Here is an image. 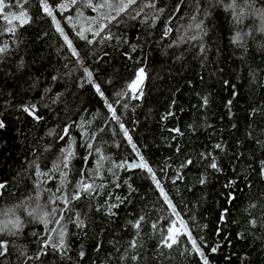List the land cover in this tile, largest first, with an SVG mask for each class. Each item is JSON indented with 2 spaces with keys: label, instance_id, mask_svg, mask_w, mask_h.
Here are the masks:
<instances>
[{
  "label": "trees",
  "instance_id": "1",
  "mask_svg": "<svg viewBox=\"0 0 264 264\" xmlns=\"http://www.w3.org/2000/svg\"><path fill=\"white\" fill-rule=\"evenodd\" d=\"M103 2L0 7V264H202L185 232L209 264H264V0H135L111 22ZM133 144L159 188L125 171ZM37 202L56 211L46 223L8 212Z\"/></svg>",
  "mask_w": 264,
  "mask_h": 264
},
{
  "label": "snow or ice",
  "instance_id": "2",
  "mask_svg": "<svg viewBox=\"0 0 264 264\" xmlns=\"http://www.w3.org/2000/svg\"><path fill=\"white\" fill-rule=\"evenodd\" d=\"M41 2V6L44 10L45 13H47L49 16H52V9L49 7L48 3H47V0H40ZM135 0H128L127 3L124 2V0H119V5L117 6L115 3H114V0H104L103 3L99 4V5H96L95 7L97 8H104V7H108L110 9H114L116 11V16H111V17H108L109 19V22H111V20H115L117 16H119L121 13L125 12L128 8V6L131 4V3H134ZM71 3L75 4L76 3V0H71ZM4 5V0H0V7H3ZM60 9L61 10H64L67 5L66 4H61L59 5ZM177 10H179V5H177ZM160 11H163V9H161ZM139 14V13H138ZM25 14L23 12L20 13V17H23ZM7 19V17H5ZM18 17H13V19H17ZM239 19V18H237ZM53 21L54 23H57V30L58 31H61V29L59 28V25H58V22L55 20V17L53 16ZM9 23H11V21H9ZM197 27H199V25H197ZM170 31V29H169ZM99 34V33H97ZM81 35V38L84 39L85 37L83 36V33L81 32L80 33ZM236 39H239V36H237ZM89 43H91V41H89ZM69 44V47H71V42L69 41L68 42ZM6 51V48H0V53H3ZM73 55H78V53L75 52V50H73ZM87 69H85V72L87 73ZM89 76H91L90 73H88ZM143 75H144V70L143 69H139L137 71V76H136V79L131 83L129 84V88L133 91V92H136L137 89L139 88L140 84L142 83L143 81ZM96 90L97 92H100V89H99V86H96ZM101 95H103V93H101ZM205 104L207 103V99L205 98ZM229 104H231V101L228 102ZM34 107V106H33ZM109 108L111 109V105H109ZM24 111L25 112H29L31 114V110L27 107L24 108ZM37 119H39V117H37ZM4 125L2 123H0V128H2ZM121 128H123V125H121ZM174 131L176 132H179V129H175ZM68 133V129L65 128V135H67ZM127 131H125V136H127ZM64 137H61V139H63ZM129 139V143H131V137H128ZM90 147V145H89ZM133 147V150L137 152V155L139 156V159H140V163H136V162H133L130 167H133V168H143L145 170H147L150 174H152V179L154 181V183H156L157 187L159 188L160 187V184H159V181L156 180L155 178V175L153 173V170L152 168L148 165L147 162L144 161V157L140 155L139 151L136 149V146L133 144L132 145ZM216 148H220L221 145L217 144L215 145ZM73 154L71 151H68L67 153V157H71ZM187 164H191L192 161L191 160H188L186 162ZM262 165H264V161L261 162ZM121 167H123V165H120ZM185 165H182V167H184ZM213 169H216L217 168V164L215 163V161L212 162V164L210 165ZM65 167H67V158H65ZM261 175L264 176V167L261 168ZM201 183H204L203 180L200 181ZM4 187V184H0V188H3ZM82 188L84 191H89L91 189V186L90 185H82ZM161 194L164 196V200L165 202L169 205L170 208H172V211L173 213H175V208L174 206L172 205L171 201L168 199L167 195L163 192V189L161 188ZM78 198L77 196H74L73 199H76ZM112 207H116V205H113ZM144 218L141 217L139 220H137L135 222V224L133 225L134 227L136 228H139L140 226V221L143 220ZM46 223V221H44ZM253 223H255V221H253ZM181 225L183 226V222H181ZM18 226V222H16V224H14V227ZM6 227V226H5ZM153 227H155V225H153ZM184 234L188 235V239L191 241V244H192V249L198 253L201 257V260H202V264H209V261L207 259V257L205 256V254L201 251L200 247L197 245V242L196 240H194L190 233H187L185 232ZM179 231L173 226V227H170L168 229V234L167 235H164L163 238L161 239V246L163 247H166V248H169L171 249L173 247V245L177 244L179 242ZM131 247L132 248H136L137 247V244L136 242H132L131 243ZM0 249H3V251H0V256L4 255L5 252L7 251V248H6V244L4 242H0ZM217 249L216 248H212L211 251L212 252H215ZM81 256H83V252H81ZM137 257L136 256H133L132 259L135 260Z\"/></svg>",
  "mask_w": 264,
  "mask_h": 264
},
{
  "label": "rangeland",
  "instance_id": "3",
  "mask_svg": "<svg viewBox=\"0 0 264 264\" xmlns=\"http://www.w3.org/2000/svg\"><path fill=\"white\" fill-rule=\"evenodd\" d=\"M125 3L128 2V0H124ZM251 11V10H250ZM249 11V15L248 17H253L254 19H256V24H259L261 21H262V18H260V15L263 14V13H260V14H257L256 15H252V13ZM24 12L23 9H17V10H8L5 14H4V17H7V21H17V22H21L23 21L26 16L24 15L23 17H20V13ZM18 17L17 19H13V17ZM86 28V26H85ZM136 76H137V72H136V75L134 77V79L129 83L131 84L135 79H136ZM129 84L127 85L126 87V91L128 92L127 96H129L130 98H137L140 94H141V90H142V86H143V81L142 83L140 84L139 88L137 89L136 92H133L128 86ZM61 157V156H60ZM58 158V157H57ZM48 205H51L50 203H48ZM39 203H35L34 205H28L27 204H22V205H18L16 208H10V210H8V212H11L13 215H16L15 212H22L23 210L26 211V213H28V215H30L32 218H35V219H39V220H42V221H46L48 219H50V217L52 216V212L53 213H56V211L53 210V206H49L47 208H45L44 205L40 206ZM18 209H21L20 211H17ZM7 213H5L6 215ZM32 214H34L35 216H33ZM56 217V216H55ZM13 222L12 221H7L6 218L4 220H0V226H11ZM57 237H58V240L56 241V244H59L62 240V231H60L58 234H57Z\"/></svg>",
  "mask_w": 264,
  "mask_h": 264
},
{
  "label": "water",
  "instance_id": "4",
  "mask_svg": "<svg viewBox=\"0 0 264 264\" xmlns=\"http://www.w3.org/2000/svg\"><path fill=\"white\" fill-rule=\"evenodd\" d=\"M133 162L140 163V161L137 160V159H135V158H132L131 160H127V159H125V160L123 161V164H124V167H125V171H131V170H133V169H141V168H138V167H137V168L130 167V165H131ZM0 184H2V183H0ZM1 191H2V188H0V196H1Z\"/></svg>",
  "mask_w": 264,
  "mask_h": 264
}]
</instances>
